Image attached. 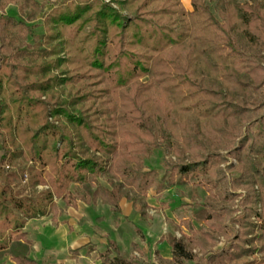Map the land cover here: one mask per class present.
Returning <instances> with one entry per match:
<instances>
[{"label": "trees", "instance_id": "trees-1", "mask_svg": "<svg viewBox=\"0 0 264 264\" xmlns=\"http://www.w3.org/2000/svg\"><path fill=\"white\" fill-rule=\"evenodd\" d=\"M209 1L216 15L207 0H0L19 14H0V258L44 264L24 228L57 223L59 200L119 212L191 183L206 197L163 263L264 264V0ZM159 148L175 157L161 175L144 167ZM98 260L154 264L111 239Z\"/></svg>", "mask_w": 264, "mask_h": 264}, {"label": "rangeland", "instance_id": "rangeland-1", "mask_svg": "<svg viewBox=\"0 0 264 264\" xmlns=\"http://www.w3.org/2000/svg\"><path fill=\"white\" fill-rule=\"evenodd\" d=\"M105 1L116 7L112 0ZM181 2H184V0H181ZM207 3L216 15L214 4L209 0H207ZM184 7L189 10L191 8L190 3L189 5L184 3ZM51 8V5H47L45 10ZM0 14H8L19 18L16 4L8 5L5 10L0 11ZM30 24L35 25V33L41 34L44 32L42 15H39ZM28 42H31V38H28ZM165 159L175 161V157L168 154L164 148L155 149L152 155L145 159L144 167L146 169H157L161 175L162 164ZM231 162L233 164L237 163L236 160L230 159L228 163ZM11 166H13V169L19 167L21 170L27 167L24 162L19 160ZM24 172L28 173L27 170ZM21 179L22 184L26 185V175L21 176ZM100 183L109 187L104 179H100ZM37 189L42 190L44 186H37ZM72 190L78 192V187L72 186ZM238 192L243 193L242 190ZM130 196V198H122L119 204V212H114L108 205L97 201L95 204H87L88 207L81 205L80 210H84V212L82 217L76 221L74 217L63 216L60 220L74 222V228L76 229L66 238H60L54 233V230L63 228L58 226V218L57 223L52 221L51 215L41 217L39 221L30 222L24 229L28 233L29 239L33 241L32 257L44 264H100L98 253L105 249L107 240L111 239L117 243L121 253L129 257L142 262L164 264L165 260L171 259L170 247L165 241L166 235L171 233L179 238L182 234H190L188 227L181 224L180 221L191 217L192 211L204 201L206 193L202 188L194 187L191 183H185L164 190L160 194H157L152 188L144 199L133 197L131 194ZM58 204L66 208L61 200L58 201ZM70 212L79 217L80 211L74 213L71 210ZM65 214L67 213L65 212ZM114 219L117 221L116 229H112ZM103 220L101 227H98V224ZM192 224L195 228L203 227L202 223L198 221H193ZM99 228L103 229L100 230ZM87 243L94 246L95 250L93 252L87 254L86 249H82L79 256L73 257L70 255L69 250ZM223 245L224 239L221 237L213 249L217 250ZM192 252L201 256V252L197 248H194ZM0 263L11 264L7 256L0 258ZM185 264L193 263L186 262Z\"/></svg>", "mask_w": 264, "mask_h": 264}, {"label": "crops", "instance_id": "crops-1", "mask_svg": "<svg viewBox=\"0 0 264 264\" xmlns=\"http://www.w3.org/2000/svg\"><path fill=\"white\" fill-rule=\"evenodd\" d=\"M183 3V5H184V3H186V4H188L189 5V3H190V0H184V2H182ZM59 205V204H58ZM81 205H83L84 207H88V205L87 204H85L83 201H80V200H77V202H76V204L74 205V206H68V207H66L65 209H64V212H63V214H62V216H59L58 217V222H59V224H58V226H60V227H63V228H58L57 230H54V233L56 234V235H58L60 238H66V236H70L73 232H75L76 231V229L74 228L75 227V223L74 222H72V221H67V220H60L63 216H65V217H74L75 218V221L76 220H78L80 217H82V215H83V212H84V210H80L81 209ZM60 206V205H59ZM61 207V206H60ZM61 208H64V207H61ZM73 211L74 213H77L78 211H80L79 212V217L78 216H75V214H72L70 211ZM65 212L67 213V214H65ZM112 213V212H111ZM121 217V216H120ZM44 218V217H43ZM42 218V219H43ZM41 218H39V219H31V220H29L27 223H26V225H25V227H27V225L30 223V222H32V221H39ZM105 220V219H104ZM104 220L101 222V223H99L98 224V227L104 222ZM61 221H63V222H61ZM116 220L114 219V223H113V227H112V229H116ZM65 227V228H64ZM101 227V226H100ZM100 230H102L103 228H99ZM73 230V231H72ZM101 235H102V232L100 233ZM77 248V247H76ZM51 251V250H50ZM42 252V251H41Z\"/></svg>", "mask_w": 264, "mask_h": 264}]
</instances>
